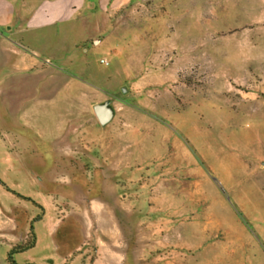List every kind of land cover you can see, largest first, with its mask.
I'll list each match as a JSON object with an SVG mask.
<instances>
[{
	"label": "rangeland",
	"instance_id": "1",
	"mask_svg": "<svg viewBox=\"0 0 264 264\" xmlns=\"http://www.w3.org/2000/svg\"><path fill=\"white\" fill-rule=\"evenodd\" d=\"M37 42L0 68V264H264V0H134Z\"/></svg>",
	"mask_w": 264,
	"mask_h": 264
},
{
	"label": "crops",
	"instance_id": "2",
	"mask_svg": "<svg viewBox=\"0 0 264 264\" xmlns=\"http://www.w3.org/2000/svg\"><path fill=\"white\" fill-rule=\"evenodd\" d=\"M24 1H27L28 3L26 4L29 6L30 0ZM133 1L44 0L31 7V9L28 8L26 10L25 2L22 3L21 7L19 6L21 2L17 3L16 0H0V35H5L4 42L0 44V68L3 65V60L7 64L6 56L11 53L9 50L16 53L13 55L19 56L18 53L20 54L21 61L20 63L18 62L17 66L22 71L34 68V65L39 63V57L37 56L39 43L37 39L40 34L46 33L56 25H67L74 22L84 14L86 9L105 13L108 10H119ZM138 1L149 3L161 0ZM28 10V14H25ZM5 50L6 54L4 55L2 51Z\"/></svg>",
	"mask_w": 264,
	"mask_h": 264
},
{
	"label": "water",
	"instance_id": "3",
	"mask_svg": "<svg viewBox=\"0 0 264 264\" xmlns=\"http://www.w3.org/2000/svg\"><path fill=\"white\" fill-rule=\"evenodd\" d=\"M94 112H95V115H96L99 123L102 126L107 125L113 119V113L107 105H98V104L95 105L94 106Z\"/></svg>",
	"mask_w": 264,
	"mask_h": 264
},
{
	"label": "trees",
	"instance_id": "4",
	"mask_svg": "<svg viewBox=\"0 0 264 264\" xmlns=\"http://www.w3.org/2000/svg\"><path fill=\"white\" fill-rule=\"evenodd\" d=\"M31 232H32V235H33L34 240H35V236H34V226H33V225L31 226ZM34 245H35V242L33 241L31 244H29V246L26 247V249H31V248L34 247ZM16 251H17L16 249L12 250V251L9 253V256H8V257H9V260L11 261L12 264H15L14 261L12 260V258H13V256H14V254L17 253Z\"/></svg>",
	"mask_w": 264,
	"mask_h": 264
},
{
	"label": "built area",
	"instance_id": "5",
	"mask_svg": "<svg viewBox=\"0 0 264 264\" xmlns=\"http://www.w3.org/2000/svg\"><path fill=\"white\" fill-rule=\"evenodd\" d=\"M102 63H104V61H102Z\"/></svg>",
	"mask_w": 264,
	"mask_h": 264
}]
</instances>
